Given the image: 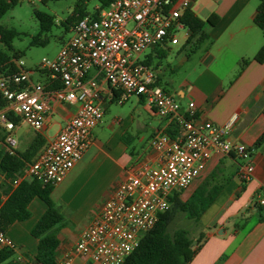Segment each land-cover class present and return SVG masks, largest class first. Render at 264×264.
Returning a JSON list of instances; mask_svg holds the SVG:
<instances>
[{"label": "built area", "instance_id": "2783aa9c", "mask_svg": "<svg viewBox=\"0 0 264 264\" xmlns=\"http://www.w3.org/2000/svg\"><path fill=\"white\" fill-rule=\"evenodd\" d=\"M192 1L112 0L95 17L83 15L56 55L42 58L38 65V70L47 71L50 80L58 83L57 88L47 89L34 82L20 59H11L14 70L0 74V148L9 154L17 149V125L8 118L10 114L40 132L54 103L78 105L22 175L12 181V187L30 180L54 187L63 180L91 146L92 130L101 122L102 84L118 92L117 103L129 95L142 97L160 118L176 122L179 128L176 139L164 131L150 139L158 163L141 162L127 171L62 264H74L73 255L86 264H122L140 235L168 209L171 193L187 189L213 154L240 157V178L247 181L251 177L253 166L247 148L228 140L231 122L216 125L199 120L193 102L181 110L169 92L154 84V71L141 62L145 51L179 44V32L187 38L188 30L179 18ZM6 198L7 194L0 193V204ZM257 204L264 206V184ZM15 247L0 229V248L14 251Z\"/></svg>", "mask_w": 264, "mask_h": 264}, {"label": "crops", "instance_id": "0c3cea01", "mask_svg": "<svg viewBox=\"0 0 264 264\" xmlns=\"http://www.w3.org/2000/svg\"><path fill=\"white\" fill-rule=\"evenodd\" d=\"M88 1H96L90 10L86 7ZM259 1L193 0L189 9L200 19L205 21L214 13L219 20L214 26L204 25L208 39L193 52L197 54L196 65L180 80L168 78L166 84L170 90L162 86L179 103L181 110L193 102L199 120L216 125L231 122L228 140L247 148L253 166L251 177L243 182L239 176L243 164L240 157L233 153L213 154L207 161L196 184L217 168V179L227 181L201 217L204 241L188 264H264V206L257 204L264 184V141L255 146L264 132V61L257 63L253 60L264 43V35L253 23ZM81 4L87 14L99 7L97 0H83ZM71 28L72 25H68L69 31ZM168 49L171 51L172 47L168 46ZM174 51L179 63L187 59L179 56L180 48ZM153 56L150 49L142 60ZM241 60H247V63L239 69ZM163 61L153 69L159 84L165 66ZM43 80L38 83L42 84ZM117 95V91L102 84L100 102L104 113L108 103ZM136 98L142 109L151 118L157 117L158 122L141 125L138 120L133 127L134 114L126 119L114 117L110 122L102 117L92 130L93 141L89 149L53 187L51 198L64 218L57 233V264H62L63 259L71 254L81 231L97 216L101 205L127 171L141 162L158 163V153L152 148L150 139L164 131L169 123L160 118L142 97ZM77 107L75 103H54L39 133L46 141L52 138ZM51 129L53 131L49 133ZM28 209L30 217L12 223L6 233L16 246L13 255L17 261L38 264L34 260L37 239L29 232L46 207L40 199L33 198ZM72 260L74 264H86L79 256L73 255Z\"/></svg>", "mask_w": 264, "mask_h": 264}, {"label": "trees", "instance_id": "16d2710c", "mask_svg": "<svg viewBox=\"0 0 264 264\" xmlns=\"http://www.w3.org/2000/svg\"><path fill=\"white\" fill-rule=\"evenodd\" d=\"M58 0H39L41 4ZM83 0H77L72 14L65 20V25H74L83 15L87 14L81 8ZM99 7L91 15L95 17L99 10L105 8L112 0H97ZM19 0H0L1 17ZM35 18L39 22L40 33L48 31L54 23L52 15L34 10ZM219 17L212 13L204 21L200 19L191 9L182 11L179 21L187 28L188 36L184 45L189 47L190 52H195L200 45L208 39L204 32V25L214 26ZM253 23L264 35V0H260L255 9ZM16 32L12 29L4 28L0 25V43L7 51H11L10 42L15 37ZM45 40L34 36L31 44H43ZM183 45V46H184ZM168 46H156L152 48L155 56L143 59L141 62L149 66L152 70L161 65V61L166 56ZM18 54L7 55L0 49V74L6 75L14 70L11 59H18ZM156 60L153 63V60ZM257 63L264 61V43L253 56ZM247 60L239 62V69H242ZM44 78L42 84L45 88H57L58 83L50 80L47 71L38 70L35 82ZM155 85L161 86L155 78ZM114 91V90H113ZM8 118L18 125L19 119L13 115ZM164 132L172 139L179 135V128L176 122H170ZM264 141V132L255 142V146ZM45 138L36 132L23 150L16 149L12 154L0 148V193L7 194V198L0 204V229L6 231L8 227L16 221H24L30 217L28 205L33 198L40 199L45 204V211L37 219L30 235L37 239L34 260L38 264H57L55 260V250L59 244L57 233L63 224L64 218L59 207L51 198L53 186L43 184L38 180L21 181L12 187V181L22 175L26 165L32 162L42 147L45 145ZM218 169V168H217ZM217 169L209 173L185 195L182 191H174L168 197V209L158 215L157 222L148 231L139 237L136 248L124 259L122 264H188L201 247L204 235L201 230L196 238L191 237L190 230L195 226H201V217L210 207L217 195L220 193L226 179H217ZM243 182L246 180L242 179ZM183 225H178V223ZM199 226V227H200ZM13 250L0 248V264H22L14 258ZM27 264V263H24Z\"/></svg>", "mask_w": 264, "mask_h": 264}, {"label": "rangeland", "instance_id": "374dc122", "mask_svg": "<svg viewBox=\"0 0 264 264\" xmlns=\"http://www.w3.org/2000/svg\"><path fill=\"white\" fill-rule=\"evenodd\" d=\"M76 2L77 0H58L43 5L39 2L30 3L27 0H19L18 3L14 4L1 17L0 25L4 28L14 30L16 35L10 42L11 51H7L3 48L1 43L0 49L9 56H12L13 53H17L19 55L18 59L22 60L24 68L30 71L31 79L34 82L37 79L38 65L42 58L54 57L62 46V43L71 37L72 32L67 29L65 20L70 16ZM95 3L96 1H88L86 5L87 9L90 10ZM35 9L53 16L54 23L48 31L40 33L39 22L34 15ZM38 34L39 39L45 40V42L43 44L32 45L31 39L34 36H38ZM177 36L179 38V44L170 46L172 50L170 51V49H167L166 56L163 59L165 66L163 67L160 87L165 86L168 90H170L169 85L166 84L168 78L171 77L175 81L182 79L189 70L196 65L197 60V54L190 52L188 46H179L180 44H184L183 32H179ZM179 48V56L187 58L182 63L178 62L176 52L174 51ZM145 53H147V51L141 54V59ZM141 106L142 105L138 103L135 95H129L121 104L117 103L115 100L109 102L107 110L102 117H104V121L110 122L114 117L126 119L130 114H134L135 121L133 127H136L138 120L141 125H149L150 123L154 124L158 122L159 119L157 117H154V119L151 118ZM52 131L51 129L49 133H52ZM35 133L36 131L30 126L25 123H20L18 127L14 129L17 149L23 150L34 137ZM199 178L200 176L194 179L191 185L185 189V192H183L184 195L194 187ZM178 225L183 224L179 222ZM199 226H195L190 230L193 239L196 238L198 232L201 230V226Z\"/></svg>", "mask_w": 264, "mask_h": 264}]
</instances>
